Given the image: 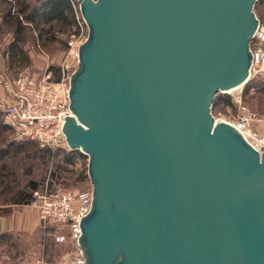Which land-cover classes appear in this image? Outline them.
Returning a JSON list of instances; mask_svg holds the SVG:
<instances>
[{"label": "water", "instance_id": "water-1", "mask_svg": "<svg viewBox=\"0 0 264 264\" xmlns=\"http://www.w3.org/2000/svg\"><path fill=\"white\" fill-rule=\"evenodd\" d=\"M256 1L78 0L62 129L91 183L82 264H264V148L211 112L248 78Z\"/></svg>", "mask_w": 264, "mask_h": 264}, {"label": "built area", "instance_id": "built-area-1", "mask_svg": "<svg viewBox=\"0 0 264 264\" xmlns=\"http://www.w3.org/2000/svg\"><path fill=\"white\" fill-rule=\"evenodd\" d=\"M71 2L77 31L67 41V50L59 67L46 65L42 71L30 66L17 75L0 71V113L3 123L13 130L17 139H32L41 146L52 149L71 150L67 144L62 124L65 116H73L70 108L69 88L71 75L78 65V47L87 36V25L81 15L78 0ZM249 47L253 57L246 82L236 90L231 103L236 104L233 117H222L231 123L258 151L264 148V116L258 115L242 100V88L250 79L264 78V21L258 18L257 27L250 39ZM57 69L56 74L53 71ZM55 74L51 78V74ZM255 88L254 85L251 88ZM252 88V89H253ZM91 190L63 188L52 190L48 183L33 192L32 204L37 218L45 226L46 221L67 224L74 230L77 241V227L80 218L88 211ZM61 240L63 236L56 237ZM69 262L82 264L81 250ZM20 264H57L38 257Z\"/></svg>", "mask_w": 264, "mask_h": 264}, {"label": "rangeland", "instance_id": "rangeland-1", "mask_svg": "<svg viewBox=\"0 0 264 264\" xmlns=\"http://www.w3.org/2000/svg\"><path fill=\"white\" fill-rule=\"evenodd\" d=\"M36 3V0L33 2ZM4 3L0 0V51L4 53L6 45L12 38L11 29L7 28L2 22ZM256 16L264 21V0H257L254 6ZM48 46H42L40 41L28 40L23 49L30 55V64L37 71H42L46 65L59 67L63 61L66 50L67 41L70 37H66L60 33ZM65 43L62 39H65ZM23 68H12L9 72L12 75H17ZM55 74H51L53 79ZM262 84L263 92L257 91L256 84ZM254 85L255 88H251ZM220 96H229L230 98L236 95L235 92L220 91L217 93ZM242 100L250 109L254 110L258 115L264 116V78L250 79L243 85ZM217 97V96H216ZM215 97L211 112L215 119L226 117L230 118L236 114V104L222 105ZM0 125L6 126L1 128L2 136H6L7 141L16 140L13 130L3 123V116L0 113ZM28 146L31 151L33 146ZM35 147L41 145L35 143ZM8 157L6 161L11 166L15 164L23 168L24 165H32V176L36 177L40 183H48L52 190L63 188H71L75 190H91V183L87 175V159L82 153L81 156L75 155L72 164H64L62 161L63 152L54 150L53 153L39 152L38 155L32 158L26 157L27 152L23 150L15 151L13 146L8 148ZM20 157H22L20 159ZM30 158V159H29ZM29 159V160H28ZM21 164V165H20ZM56 164H63L64 169H59ZM56 167V168H55ZM56 169L53 174L52 171ZM83 172V178H80L79 173ZM20 182L24 183L26 177H22L21 171L18 170ZM0 195V202L3 199ZM2 206V205H1ZM3 209L5 210L6 206ZM2 219H5V228L0 231V264H20L38 257L44 258L51 263L62 264L69 262L79 253V245L77 244L74 230L67 224L56 223L54 221H46L45 226L39 222L36 215V208L32 201L28 204L12 205L8 211L0 214ZM63 236L61 240L56 237Z\"/></svg>", "mask_w": 264, "mask_h": 264}, {"label": "trees", "instance_id": "trees-1", "mask_svg": "<svg viewBox=\"0 0 264 264\" xmlns=\"http://www.w3.org/2000/svg\"><path fill=\"white\" fill-rule=\"evenodd\" d=\"M5 5L3 8L2 22L11 29L12 38L6 45L4 54L7 58V72L12 68H23L30 64V57L23 49V45L28 41H40L42 46H48L62 33L66 37L77 31L74 11L69 0H1ZM65 43L66 38L62 39ZM56 74L57 69L53 68ZM258 92H263L262 84L257 83ZM217 96V97H216ZM217 101L222 105H231L229 96L216 95ZM214 99V104H215ZM0 125V195L3 199L0 202V214L8 211L12 205L28 204L33 200V192L44 186L36 177L32 176V165H24L23 168L16 164L11 166L6 161L8 148L13 146L15 151L23 150L27 152L26 157L32 158L39 152L53 153L54 150L63 152L62 161L64 164H72L74 156L82 155L78 150L52 149L47 146L35 147L37 143L32 139H17L7 141L6 136H2ZM33 146L32 150L27 149ZM38 144V143H37ZM22 157H20L21 159ZM29 158V159H30ZM28 159V160H29ZM21 165V164H20ZM57 168L64 169L63 164H56ZM55 167V168H56ZM18 170L22 177H26L24 183L20 182ZM56 169L52 171L54 174ZM83 178V172L79 173ZM6 206L5 210L3 209Z\"/></svg>", "mask_w": 264, "mask_h": 264}, {"label": "crops", "instance_id": "crops-1", "mask_svg": "<svg viewBox=\"0 0 264 264\" xmlns=\"http://www.w3.org/2000/svg\"><path fill=\"white\" fill-rule=\"evenodd\" d=\"M7 54L1 53L0 51V71L4 70L7 68V58H6ZM30 57V55H29ZM3 95V88L0 85V96ZM37 215V214H36ZM5 228V219H2L0 217V231L3 230Z\"/></svg>", "mask_w": 264, "mask_h": 264}, {"label": "bare ground", "instance_id": "bare-ground-1", "mask_svg": "<svg viewBox=\"0 0 264 264\" xmlns=\"http://www.w3.org/2000/svg\"><path fill=\"white\" fill-rule=\"evenodd\" d=\"M242 84H238L236 86H233V87H230V88H227L225 90H223L224 92L228 91V92H235L239 87H241ZM217 120V119H216Z\"/></svg>", "mask_w": 264, "mask_h": 264}]
</instances>
